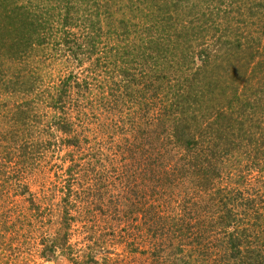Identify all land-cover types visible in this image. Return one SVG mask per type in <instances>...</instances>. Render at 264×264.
I'll use <instances>...</instances> for the list:
<instances>
[{"label": "trees", "instance_id": "16d2710c", "mask_svg": "<svg viewBox=\"0 0 264 264\" xmlns=\"http://www.w3.org/2000/svg\"><path fill=\"white\" fill-rule=\"evenodd\" d=\"M39 50L45 59L59 53L72 66L54 91L41 90L32 72L12 68ZM87 63L93 71L78 79ZM92 77L93 86L108 92L113 115L134 117L106 126L104 137L94 140L97 148L88 139L86 147L73 122L102 97L91 93ZM1 86L26 97L13 107L12 130L0 137L9 142L0 143V177L14 181L38 163L43 143L24 137L22 129L32 132L46 119L62 132L64 144L89 155L84 166L91 177L118 180L124 192L127 187L129 201L152 228L160 217L147 193L138 192V181L156 183L159 194L165 185L188 182L196 197H212L216 208L208 220H201L204 201L190 195L183 212L172 213L179 216L174 233L184 243L173 250V264H189L183 246L193 255L215 230L224 248L218 264H264V195L256 189L264 187V0H0ZM69 154L75 159L74 151ZM227 163L222 187L221 165ZM8 164L23 167L13 174ZM254 171L261 176L252 178ZM13 181L0 182V198L11 194ZM14 186L29 197L27 185ZM87 190L100 208L102 194ZM12 208L0 212L3 225ZM61 231L64 237L51 241L53 251L66 245L67 230ZM93 261L91 256L84 264Z\"/></svg>", "mask_w": 264, "mask_h": 264}, {"label": "rangeland", "instance_id": "374dc122", "mask_svg": "<svg viewBox=\"0 0 264 264\" xmlns=\"http://www.w3.org/2000/svg\"><path fill=\"white\" fill-rule=\"evenodd\" d=\"M44 53L43 50L33 52L27 59L14 61L12 64L17 66L12 68L17 67L15 71L21 70L19 73L32 72L38 79L41 90L54 91L57 85H60V81L67 78L72 66L59 53L53 52L50 59H45ZM89 65L90 63L81 66L78 79L87 78V74L93 71L89 69ZM172 72L168 69L170 76ZM87 80H90L91 93L95 96L101 93L102 97L93 96L97 100L95 109H82L83 113L86 111L84 116L73 117V122L75 132L81 135L86 147L89 145L97 148L94 140L99 135L103 136L106 126L113 124L116 120L120 125V119L130 122L134 117L113 115V112L108 110L111 103L105 100L108 92L103 93V90L93 86L91 80H95L94 77ZM101 85L105 86V83L102 82ZM90 90L84 89L82 92L87 93ZM72 96L75 97V94L72 93ZM24 97L26 96L21 93H15L12 90L8 92L3 89V86L0 87V137L12 130L11 112ZM119 105L122 114H127L128 109L125 110L124 103L120 102ZM111 109H115V106ZM47 122L44 119L42 126H35L32 132L28 130L27 134L22 129L24 137L29 139L34 136L37 143H43L42 155L38 163L35 162L24 173L20 172L23 167L21 164V166L8 164L9 173H21L18 177L15 176L18 179L15 178L13 181L11 178L0 177V182L13 181L11 194L3 193L0 198L3 199L0 202V212L4 211L5 207L13 205L12 218L6 221L7 225H3V221L0 222V264H84L91 256H94V261L89 264H96L95 258L102 264H171L174 261L172 256L175 257L173 250L177 251L180 244H184L177 237L178 233H174L179 216L177 219L173 218L172 213L177 210L183 212V206L189 205L187 196L196 197L194 195L197 192H194L197 190L196 187H189L188 182L186 185L177 181L179 186L165 185L162 194H159V186L156 183L140 179L141 181H138L135 187L138 192L147 193L149 204L155 206V214L157 218L160 217L158 218L160 223L157 222V225L154 224L152 228L151 223L144 220L143 213L135 208L136 205L132 201H129L132 199H129L130 195L127 192V180H125L126 191L124 192L118 187V180L106 176H99L98 179L91 177L84 166H88L89 155L82 151L78 153L75 148L64 144L62 132L54 123L47 124ZM118 132L123 133L122 130ZM86 139L89 141L88 145ZM5 141L0 143L4 142L3 145L9 143ZM11 145L14 146V144ZM72 151H74L75 159L69 158V153ZM75 161H79V166L74 163ZM102 166L104 167L102 173L104 172L103 175H105V171L108 172L107 164L102 163ZM221 168H224L222 173L224 179L219 180V184L223 187L226 185L225 174L230 169L229 163L221 165ZM236 169L239 171L242 165L235 167ZM251 175L252 178L261 176L257 171L252 172ZM21 184L28 186L29 197L15 193L20 187L14 185ZM255 184L257 185V182L253 185ZM89 186L102 194L103 201H99L100 208L95 202L96 198L88 193ZM256 189H260V195H264L263 186ZM121 195L124 197L118 201ZM139 195L142 194L139 193ZM195 199L199 202L200 199L204 201L201 220L205 216L207 219H204L208 220L211 217V211L216 208V203L213 206L212 197L207 199L202 194ZM161 215H164L163 218ZM66 216H68L67 219ZM244 217L246 222V214ZM64 228L68 234V240L64 239L66 245L53 251L50 248L51 241L55 238L62 239L64 235L61 236L59 233L63 232L64 230H61ZM207 236L203 240L205 244L202 243L201 248L197 246L193 255L187 254L190 246H183L186 256L189 255L187 256L189 264H218L217 255L224 249L221 247L222 236L219 237L218 230L209 232ZM207 252L210 259L205 255ZM179 262L185 264L180 260L176 264Z\"/></svg>", "mask_w": 264, "mask_h": 264}]
</instances>
